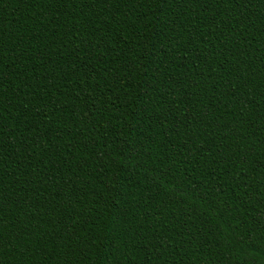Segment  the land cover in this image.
<instances>
[{
	"label": "trees",
	"instance_id": "1",
	"mask_svg": "<svg viewBox=\"0 0 264 264\" xmlns=\"http://www.w3.org/2000/svg\"><path fill=\"white\" fill-rule=\"evenodd\" d=\"M0 264H264V0H0Z\"/></svg>",
	"mask_w": 264,
	"mask_h": 264
}]
</instances>
